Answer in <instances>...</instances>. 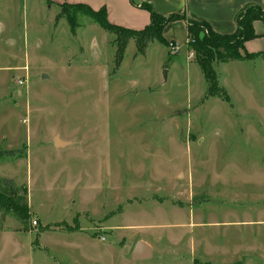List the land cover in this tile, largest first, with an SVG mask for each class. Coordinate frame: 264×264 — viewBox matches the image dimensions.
Here are the masks:
<instances>
[{
  "label": "rangeland",
  "instance_id": "rangeland-1",
  "mask_svg": "<svg viewBox=\"0 0 264 264\" xmlns=\"http://www.w3.org/2000/svg\"><path fill=\"white\" fill-rule=\"evenodd\" d=\"M38 2L0 0V264H264V54L217 53L210 96L194 49L127 36L119 62Z\"/></svg>",
  "mask_w": 264,
  "mask_h": 264
},
{
  "label": "trees",
  "instance_id": "trees-1",
  "mask_svg": "<svg viewBox=\"0 0 264 264\" xmlns=\"http://www.w3.org/2000/svg\"><path fill=\"white\" fill-rule=\"evenodd\" d=\"M131 3L146 9L151 15V24L143 30L135 31L111 24L108 21L104 9L95 11L89 6L82 4L64 5V7H69L74 12L75 10L84 11L87 16L92 18L103 29L115 34L118 52L121 51L119 62L122 61L124 57V51L128 43L127 38H135L138 51L142 54L147 47L146 43L151 40H156L160 44L167 46L168 42L163 36V28L172 21L184 20L188 29L187 46L188 48L194 49L197 54L198 64L210 85V96H220L222 91V88L219 87L218 79L213 68L217 53L224 52L225 54H228L232 60L236 61L249 60L258 56L247 53L245 51V43L258 38V35L254 30V23L256 21H262L264 23V8L260 6L249 5L245 7L236 17V31L233 34L222 35L216 33L206 22L191 21L188 20L185 15L178 14H173L168 17L161 16L154 11L151 4L144 2L143 0H131ZM70 20L72 21V19ZM24 190L26 191V188H24ZM10 205L11 201L8 200L6 193L0 191V209H6L8 211L11 209ZM17 205L18 204H15L14 206L17 207ZM21 209L24 210L25 214L21 215L19 212V218L23 219L22 216L28 217L30 215L28 205L22 206ZM16 210L18 211V208H16Z\"/></svg>",
  "mask_w": 264,
  "mask_h": 264
},
{
  "label": "crops",
  "instance_id": "crops-1",
  "mask_svg": "<svg viewBox=\"0 0 264 264\" xmlns=\"http://www.w3.org/2000/svg\"><path fill=\"white\" fill-rule=\"evenodd\" d=\"M38 4L50 10L63 7L64 5H87L95 11L104 9L108 21L116 26L140 31L151 24L149 11L133 5L131 0H38ZM152 5L154 11L161 16L168 17L173 14L185 15L188 20L206 22L219 34H233L237 29L236 17L245 7L257 5L264 8V0H143ZM255 33L258 38L245 43V51L249 54H264V23H254ZM163 36L167 42H175L180 46H187L188 29L184 20H176L168 23L163 28ZM185 180L183 172H179L174 178L170 192L175 193L177 181ZM193 181V177H192ZM182 187L185 185L181 184ZM160 186V185H159ZM155 191H158L157 189ZM149 192V190H148ZM151 193L154 191H150ZM169 193V192H168ZM169 193V194H171ZM183 197L177 192L179 198ZM166 213V212H165ZM176 214L175 212H167ZM148 245L149 241L141 240ZM151 246V245H150ZM152 252H154L153 247ZM149 260V259H148ZM142 262V261H137Z\"/></svg>",
  "mask_w": 264,
  "mask_h": 264
},
{
  "label": "water",
  "instance_id": "water-1",
  "mask_svg": "<svg viewBox=\"0 0 264 264\" xmlns=\"http://www.w3.org/2000/svg\"><path fill=\"white\" fill-rule=\"evenodd\" d=\"M164 76H167V71H164ZM55 145L57 147H62L65 144L62 141L56 139ZM152 257H153V252H152V248L150 245L144 242H139L136 244L132 252V258L135 261H144V260L151 259Z\"/></svg>",
  "mask_w": 264,
  "mask_h": 264
},
{
  "label": "built area",
  "instance_id": "built-area-1",
  "mask_svg": "<svg viewBox=\"0 0 264 264\" xmlns=\"http://www.w3.org/2000/svg\"><path fill=\"white\" fill-rule=\"evenodd\" d=\"M180 48L181 46L178 45L175 42H169V49L173 54H177L178 52H180ZM194 56V54H191L190 57L192 58Z\"/></svg>",
  "mask_w": 264,
  "mask_h": 264
}]
</instances>
